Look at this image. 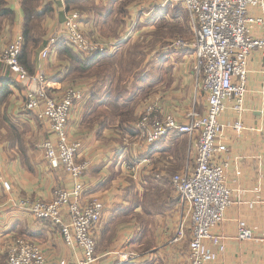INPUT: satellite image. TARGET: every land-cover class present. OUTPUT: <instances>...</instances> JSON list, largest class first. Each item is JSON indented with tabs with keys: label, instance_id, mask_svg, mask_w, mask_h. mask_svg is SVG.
Masks as SVG:
<instances>
[{
	"label": "crops",
	"instance_id": "crops-1",
	"mask_svg": "<svg viewBox=\"0 0 264 264\" xmlns=\"http://www.w3.org/2000/svg\"><path fill=\"white\" fill-rule=\"evenodd\" d=\"M162 2L69 0L70 7L81 13V27L88 37L119 42L118 46L141 37L147 10ZM35 5L41 18L29 23V41L34 45L23 65L31 74L46 75L54 97L69 86L85 91L84 101L72 109L67 128L70 139L82 144L79 162L90 164L82 178L80 203L101 199L105 205L94 231V264H191V225L183 223L187 205L171 177L195 168L198 136L172 131L147 146L136 123L149 102L159 103L179 123H186L193 110L206 111L194 48L161 47L158 37L155 49L145 56L150 64L139 67L138 91H143L139 99L121 89L114 76L103 79L104 70L82 75L77 61L86 58L63 43L66 2L38 0ZM5 7L13 14L0 15V56L19 35L24 37L27 23L23 0H5ZM253 14L264 17L261 9ZM252 33L264 38V27L253 25ZM55 34L59 38L44 59L41 51ZM183 40L190 44L193 37ZM247 70L242 111L236 112L230 104L221 118V139L227 145L222 159L230 164L233 202L224 222L214 229L225 250L219 252L209 243L218 252V259L210 264H264V51H254ZM11 78L9 67L0 61V262H6L15 240L24 238L40 245L51 262L68 264L81 257L80 249L67 246L58 226L37 219L22 202H50L57 190L71 191L75 182L63 167H53L46 159L43 144L51 139L49 125L24 109V88ZM241 226L253 231L252 239L238 237ZM182 229L183 236L174 241Z\"/></svg>",
	"mask_w": 264,
	"mask_h": 264
},
{
	"label": "built area",
	"instance_id": "built-area-1",
	"mask_svg": "<svg viewBox=\"0 0 264 264\" xmlns=\"http://www.w3.org/2000/svg\"><path fill=\"white\" fill-rule=\"evenodd\" d=\"M65 3L66 0H60ZM182 5L188 12L194 29L190 44L183 39L174 42L177 48L191 45L195 51V70L205 93L207 108L204 113L193 110L186 123L165 113L157 102L145 105L137 123L139 136L147 146L159 142L172 131L198 136L196 141V166L171 177L173 187L187 205L184 224L190 223L192 238L189 244L191 264H210L218 259V252L225 246L216 229L226 219L232 205L229 186L230 164L222 159L227 145L222 141V116L230 104L241 112L247 95L248 62L256 50L264 51V38L253 35L252 26L264 27V17L254 16V10L264 11V0H165ZM82 15L78 10L66 9L63 23V39L84 58L96 54L113 53L119 44L90 38L81 27ZM58 36L50 37L48 46L41 51L47 58ZM24 37L19 35L11 42L0 61L12 73L15 83L24 88V109L33 111L46 122L51 131L43 144L45 157L53 167H63L74 179L69 191L59 189L50 201L22 202L39 220H49L59 227L67 246L78 248L81 257L68 264H94L97 260L94 231L102 220L105 205L101 199H93L82 205L84 190L82 178L89 162H79L82 144L72 141L68 134V121L73 107L85 99L80 86H69L59 97L49 93V85L43 72L31 74L20 60ZM239 126V124H237ZM6 190L10 185L4 183ZM182 225L184 227L185 225ZM183 236V229L174 241ZM251 229L241 226L240 239H252ZM209 243L217 247L212 249ZM0 264H56L47 259L41 246L24 238H18L8 249L6 262Z\"/></svg>",
	"mask_w": 264,
	"mask_h": 264
},
{
	"label": "rangeland",
	"instance_id": "rangeland-1",
	"mask_svg": "<svg viewBox=\"0 0 264 264\" xmlns=\"http://www.w3.org/2000/svg\"><path fill=\"white\" fill-rule=\"evenodd\" d=\"M165 0L150 11L147 10V17L141 23L143 34L141 37L131 39L121 43L117 47L119 50L116 56V71L113 73L115 80L120 82V88L129 91L130 94H137L139 99H143V91L139 92V67L147 66L146 55L155 49L158 37L162 38L161 47L171 45L178 39H191L194 37V29L190 22V17L185 8L180 4L165 3ZM145 51L146 53L142 52ZM122 57V64L118 60ZM123 67V68H122ZM146 92V91H145ZM202 96V95H201ZM138 121V120H137Z\"/></svg>",
	"mask_w": 264,
	"mask_h": 264
},
{
	"label": "trees",
	"instance_id": "trees-1",
	"mask_svg": "<svg viewBox=\"0 0 264 264\" xmlns=\"http://www.w3.org/2000/svg\"><path fill=\"white\" fill-rule=\"evenodd\" d=\"M67 4V10L73 9L70 7L69 0L65 1ZM36 3H38V0H23V7L24 12L27 16V23L24 30V47L22 54L20 56V60L22 64H24V59L27 56L29 52V47L34 45L33 42L29 41V37L31 38V27L29 26V23L31 20H39L41 17L36 13L35 7ZM13 11L9 10L5 7V0H0V15H12ZM35 18V19H33ZM65 45H67L66 41L63 42ZM117 50L116 52H118ZM115 51L113 53L108 54H96L92 57H88L83 61H77L78 69L81 71L82 75H92V74H101V71L104 70V77L103 79H106L108 75H113V73L116 71L117 65H116V56L118 53ZM69 57H71L74 60V57L72 54H69ZM122 57L118 60V63L121 65L122 63ZM123 68V67H122ZM29 72V71H28ZM31 73V72H29ZM12 83H15V81L11 78L10 79ZM185 143V142H183ZM184 152L186 153V148L184 145Z\"/></svg>",
	"mask_w": 264,
	"mask_h": 264
}]
</instances>
